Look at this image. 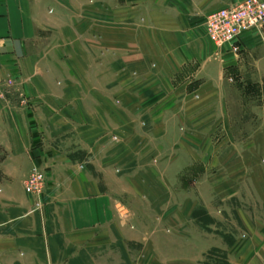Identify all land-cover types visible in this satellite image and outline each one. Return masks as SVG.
I'll list each match as a JSON object with an SVG mask.
<instances>
[{
    "label": "crops",
    "instance_id": "0c3cea01",
    "mask_svg": "<svg viewBox=\"0 0 264 264\" xmlns=\"http://www.w3.org/2000/svg\"><path fill=\"white\" fill-rule=\"evenodd\" d=\"M239 1L0 0V83L30 100H0V264H196L166 256L181 221L249 188L227 77L264 81V27L236 51L204 29Z\"/></svg>",
    "mask_w": 264,
    "mask_h": 264
},
{
    "label": "rangeland",
    "instance_id": "374dc122",
    "mask_svg": "<svg viewBox=\"0 0 264 264\" xmlns=\"http://www.w3.org/2000/svg\"><path fill=\"white\" fill-rule=\"evenodd\" d=\"M227 80L231 83L229 90H232L230 95L233 99L230 103V116L237 144L236 162L243 159L239 156L247 149L245 153L249 157L246 159L247 164L243 165L246 170L243 169L241 177L248 182L249 188L242 191L241 197L231 195L226 201L215 202L211 206L214 217H208L202 208L195 209L193 216L186 217L178 226L185 234L180 249L166 256L180 257L185 262L190 260L196 264H264V187L259 196L251 185L252 181L260 178L264 182V145L261 148L259 142L249 141L251 133L264 127L260 124L261 118L264 119V81L253 74L245 77L229 76ZM258 80L261 82H257ZM0 96L2 102L13 98L20 107H27L30 101L16 88L15 81L10 76L1 81ZM111 137L115 139L114 135ZM246 142L247 148H242ZM239 166L235 165L238 169ZM237 176L239 177V172ZM171 223L165 222L166 226L162 231L168 232ZM173 228L176 229L175 226ZM207 246L211 247L201 255L197 253L199 248Z\"/></svg>",
    "mask_w": 264,
    "mask_h": 264
},
{
    "label": "built area",
    "instance_id": "2783aa9c",
    "mask_svg": "<svg viewBox=\"0 0 264 264\" xmlns=\"http://www.w3.org/2000/svg\"><path fill=\"white\" fill-rule=\"evenodd\" d=\"M263 27L264 0H240L232 6L211 11L204 18V29L209 40L217 47L229 45L233 51L238 49L236 40L242 31L253 28L260 33ZM43 185L42 173L31 166L22 180L23 191L38 196Z\"/></svg>",
    "mask_w": 264,
    "mask_h": 264
}]
</instances>
